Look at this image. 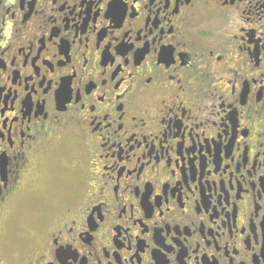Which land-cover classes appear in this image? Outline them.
<instances>
[{
	"label": "flooded vegetation",
	"instance_id": "af4514ba",
	"mask_svg": "<svg viewBox=\"0 0 264 264\" xmlns=\"http://www.w3.org/2000/svg\"><path fill=\"white\" fill-rule=\"evenodd\" d=\"M0 264H264V0H0Z\"/></svg>",
	"mask_w": 264,
	"mask_h": 264
},
{
	"label": "rangeland",
	"instance_id": "374dc122",
	"mask_svg": "<svg viewBox=\"0 0 264 264\" xmlns=\"http://www.w3.org/2000/svg\"><path fill=\"white\" fill-rule=\"evenodd\" d=\"M28 232H30V230H26L24 233H28ZM18 233H16V235H17Z\"/></svg>",
	"mask_w": 264,
	"mask_h": 264
}]
</instances>
